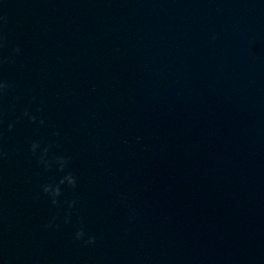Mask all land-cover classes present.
I'll list each match as a JSON object with an SVG mask.
<instances>
[{
    "label": "clouds",
    "instance_id": "9594fccd",
    "mask_svg": "<svg viewBox=\"0 0 264 264\" xmlns=\"http://www.w3.org/2000/svg\"><path fill=\"white\" fill-rule=\"evenodd\" d=\"M0 46H2V44H0ZM16 51L19 52L20 49L17 48ZM7 87H8V84L6 82L0 83V91L6 89ZM35 147L36 146L34 145V148ZM61 183H63V181H61ZM74 183H75V181L73 180L72 184H74ZM45 191H51V188L47 187V188H45ZM59 194H60V189H59V187H57L54 191V196H58ZM53 203H57V201L55 199H53ZM85 235H86L85 230L83 227H81V229L79 231H77V233H76V239L77 240H84L85 244H95L96 243V236L95 235H89L87 237V239H85Z\"/></svg>",
    "mask_w": 264,
    "mask_h": 264
}]
</instances>
